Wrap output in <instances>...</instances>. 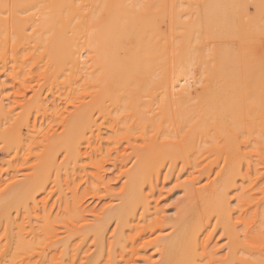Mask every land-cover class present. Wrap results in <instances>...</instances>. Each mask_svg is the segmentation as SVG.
<instances>
[{
  "label": "bare ground",
  "instance_id": "bare-ground-1",
  "mask_svg": "<svg viewBox=\"0 0 264 264\" xmlns=\"http://www.w3.org/2000/svg\"><path fill=\"white\" fill-rule=\"evenodd\" d=\"M145 17L137 19H143L147 29ZM200 17L208 30L209 11ZM133 19L134 16H60L50 0H0V79L7 73L22 83L28 75L31 84H38L37 88L32 87L28 99L7 108L0 82V169L17 163L15 172L0 182L1 256L12 258L22 250L15 216L22 211L27 215L35 213L40 195L57 194L64 205L75 197L76 192L70 191L69 185L79 177L78 172L87 174L83 162L86 150L90 151V163L95 165V172L89 175L99 186L104 150L96 115L107 111L105 100L128 91L130 85L141 93L160 86L167 96L176 85L183 84V79L174 81L167 74L152 76L143 66L155 51L151 40L139 34ZM127 33L140 38L137 52L129 59L121 54V38ZM156 43L161 56L156 61H160L168 48L164 29H160ZM61 77L68 78L70 85L80 83L77 91L83 96L82 101L66 117L58 116L57 129L47 127L41 131L36 120L45 117L48 109L40 90L52 87ZM40 82L43 83L39 85ZM212 109L211 99L207 98L201 105L193 106L175 128L164 127L160 121L144 130H110L108 139L114 149L125 140L130 150L127 156L118 154L116 161L132 159L123 171L122 190L90 225H76L66 229L59 240H50L38 254V263L47 262L46 250L50 251L52 245H57L61 257H78L83 245L92 241V251L83 254L79 264H113L112 251L125 248L131 238L128 233H138L141 221L147 223L146 227H162L161 223L148 221L145 191L164 170L177 171L181 165L185 169L197 168L200 176L209 181L202 188L193 184L188 188L183 207L169 222V235L154 241L160 251V260L155 264H198L201 256L212 264H264V246L260 245L264 235L252 231L248 238L247 234H240L239 218L233 217L235 209L231 205V193L240 180L245 184L242 202L264 211V131L255 133L261 166L258 170L252 167L250 155L243 151L236 132L210 129ZM97 156L99 160L94 162ZM212 174L215 176L210 179ZM112 223L115 230L108 248L106 236ZM215 227L221 228L227 239V253L220 259L216 250L206 252Z\"/></svg>",
  "mask_w": 264,
  "mask_h": 264
},
{
  "label": "rangeland",
  "instance_id": "rangeland-1",
  "mask_svg": "<svg viewBox=\"0 0 264 264\" xmlns=\"http://www.w3.org/2000/svg\"><path fill=\"white\" fill-rule=\"evenodd\" d=\"M50 1L60 16H134L139 34L151 40V47L155 51L154 57L146 60L143 66L150 70L152 76L167 74L174 81L183 79V84L176 85L178 87L167 96H164L160 86L152 91L149 87L147 92L141 93L136 91L135 85H130L128 91L124 90L115 98L105 100L107 111L96 115L104 150L99 186L89 175L95 172V165L90 163V151L86 150L83 162L89 177L78 172L79 177H75L69 185L70 191L76 192L75 197L64 205L58 201L57 194H42L38 197L39 209L35 213L27 215L22 211L15 216L19 226L15 231L20 234L23 247L12 258L0 254V264H40L38 254L50 240H59L66 229L76 225H90L103 208L114 200L125 181L123 171L131 165L132 159L116 161L118 154L127 156L130 150L125 140L120 141L118 148L114 149L112 140L108 139L112 129L144 130L158 124L153 122L160 121L164 122V127L175 128L193 106H199L210 98L213 105L210 129L214 132L223 129L236 132L243 151L250 155L252 167L261 169L255 148V133L264 131V0ZM208 11L211 18L206 30L200 16H205ZM137 16H146L147 29L143 19L138 20ZM160 29H164L168 48L164 58L156 61L157 57H161L158 55L160 48H155ZM139 42L140 38L134 33L125 34L121 38L122 56L129 59L131 54L137 52ZM39 75L37 71V78ZM179 75L182 76L178 78ZM22 81H14L7 73L2 74L0 82L3 84L5 107H15L16 101L31 96L32 87L37 88L38 84H31L28 75ZM80 89V83L72 82L70 85L66 77H61L52 87L41 88L48 109L45 117L36 120L41 131L47 127H59L58 116L66 117L82 101L83 96L77 91ZM97 160L98 156L94 162ZM179 167L177 171L164 170L161 177L145 191L149 204L148 221L161 223L162 227H146L147 223L141 221L138 233H128L131 238L125 248L112 251L113 264H155L160 260V251L154 241L169 235V222L177 217L183 207L188 188L192 184L202 188L209 181L200 176L197 168ZM16 168V162L12 163L11 168L2 166L0 182L6 180L8 174H13ZM17 171L22 172L20 169ZM214 176L212 174L210 179ZM86 179L88 184L84 182ZM244 186L239 180L237 188L231 193V205L235 209L233 217L239 218L237 231L247 234L248 238L252 231L264 235V211L242 202ZM114 230L115 224L112 223L106 236L108 248L112 246ZM226 242L222 229L215 227L211 231L206 252L214 249L216 257L220 259L227 253ZM91 244L92 241H89L83 245L78 257H61L57 245H52L50 251L46 250L48 259L43 264H79L83 254L89 249L92 251ZM260 245L264 246V241ZM198 264L212 263L206 256H201Z\"/></svg>",
  "mask_w": 264,
  "mask_h": 264
}]
</instances>
